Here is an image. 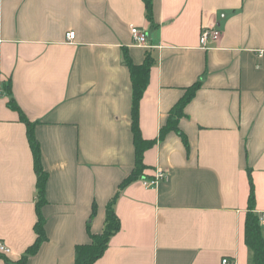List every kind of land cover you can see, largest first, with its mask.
Instances as JSON below:
<instances>
[{"label":"crops","instance_id":"obj_1","mask_svg":"<svg viewBox=\"0 0 264 264\" xmlns=\"http://www.w3.org/2000/svg\"><path fill=\"white\" fill-rule=\"evenodd\" d=\"M0 0V242L18 262L36 239L38 177L26 124L49 179L48 240L26 264H75L76 247L105 228L108 203L135 167L132 81L155 64L140 104L145 177L116 202L120 231L94 264H252L245 223L253 186L264 234V0ZM217 25L204 49L202 30ZM131 27L147 33L144 48ZM75 32L74 40L67 34ZM12 84V97L4 89ZM202 86L179 129H161L186 90ZM140 180V179H139ZM94 209L95 213H94ZM94 213V214H93Z\"/></svg>","mask_w":264,"mask_h":264},{"label":"trees","instance_id":"obj_2","mask_svg":"<svg viewBox=\"0 0 264 264\" xmlns=\"http://www.w3.org/2000/svg\"><path fill=\"white\" fill-rule=\"evenodd\" d=\"M144 1L146 6V17L148 21L154 25V0ZM125 62L130 71L133 89L131 117L132 133L135 146V167L130 175H128L120 184L119 191L107 205L105 228L103 232L100 234H92L90 232V243L78 245L76 247L75 264H94L97 260L103 257L108 248L111 237L117 234L121 228L120 219L118 218L115 211L116 202L121 196L122 191L128 185L138 181L145 175L144 173L147 170V166L144 162L145 153L157 143L156 140L144 139L140 128V104L144 93L148 88L150 82V72L155 64V59L150 53H147L143 64L136 65L129 55L126 54ZM201 86L202 83L198 82L186 90V94L172 109L166 125L161 129L160 140H162L167 133L175 131L183 138L184 143L188 146L186 136L179 129V120L184 115V108L195 97ZM4 89L12 97L11 82L8 85H5ZM10 105L14 110L19 112L20 120L26 124L28 140L34 158V169L38 177V221L35 225L37 239L18 262L12 263L11 261H8L9 264H26L29 258L35 256L40 251L42 245L48 240L45 229L46 220L43 216L42 209L46 204H48L46 188L49 176L44 169L42 161V148L35 134L36 125L38 123L31 122L21 111L13 98L11 99ZM95 210L96 209H94V213ZM255 210L256 196L252 186L249 197V209L245 223V242L253 253L252 264H264V234L260 217L255 213Z\"/></svg>","mask_w":264,"mask_h":264},{"label":"built area","instance_id":"obj_3","mask_svg":"<svg viewBox=\"0 0 264 264\" xmlns=\"http://www.w3.org/2000/svg\"><path fill=\"white\" fill-rule=\"evenodd\" d=\"M131 33L134 38V43L140 47L144 48H152L148 44V36L147 33L142 31L138 27H131ZM75 32H69L67 34V37L69 40L75 39ZM222 38V30L217 25H210L205 27L202 30L201 36H200V43L201 46L204 49H210L211 44L218 43L220 39ZM166 179V173L164 171H156L155 175L151 178H146L143 176L140 178L142 181V184L147 189H156L162 181ZM11 250L2 242H0V254L2 255H8L10 254ZM223 264H234V262L228 258L223 259Z\"/></svg>","mask_w":264,"mask_h":264},{"label":"rangeland","instance_id":"obj_4","mask_svg":"<svg viewBox=\"0 0 264 264\" xmlns=\"http://www.w3.org/2000/svg\"><path fill=\"white\" fill-rule=\"evenodd\" d=\"M138 181H140V182L142 183V181H141V180H138Z\"/></svg>","mask_w":264,"mask_h":264}]
</instances>
